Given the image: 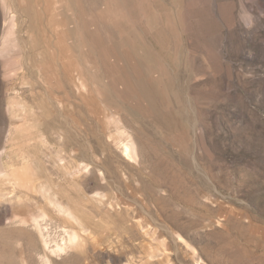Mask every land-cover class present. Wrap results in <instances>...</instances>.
<instances>
[{"label": "rangeland", "instance_id": "obj_1", "mask_svg": "<svg viewBox=\"0 0 264 264\" xmlns=\"http://www.w3.org/2000/svg\"><path fill=\"white\" fill-rule=\"evenodd\" d=\"M0 264H264V0H0Z\"/></svg>", "mask_w": 264, "mask_h": 264}, {"label": "bare ground", "instance_id": "obj_2", "mask_svg": "<svg viewBox=\"0 0 264 264\" xmlns=\"http://www.w3.org/2000/svg\"><path fill=\"white\" fill-rule=\"evenodd\" d=\"M54 206V205H53ZM59 207H60V205H59ZM62 211V210H61Z\"/></svg>", "mask_w": 264, "mask_h": 264}]
</instances>
